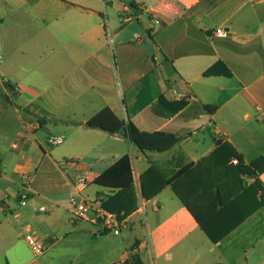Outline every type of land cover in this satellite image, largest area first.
I'll list each match as a JSON object with an SVG mask.
<instances>
[{
  "label": "crops",
  "instance_id": "1",
  "mask_svg": "<svg viewBox=\"0 0 264 264\" xmlns=\"http://www.w3.org/2000/svg\"><path fill=\"white\" fill-rule=\"evenodd\" d=\"M218 28L227 36L215 35ZM219 61L232 76L205 77ZM106 107L139 130L180 141L142 152L124 132L86 126ZM54 135L77 163L61 164L48 143ZM234 154L254 164L252 174L236 170ZM125 155L138 193L151 167L166 182L145 199L147 227L137 192L120 235L71 225L66 195L107 201L116 192L94 180ZM11 166L19 173L7 175ZM19 176L26 206L6 194ZM81 176L88 183L78 192ZM261 189L264 0H0V264H40L48 252L67 264H124L133 255L143 264H264ZM194 213L221 231L241 222L213 243ZM22 222L50 244L43 255L17 232ZM55 230L66 234L58 239Z\"/></svg>",
  "mask_w": 264,
  "mask_h": 264
},
{
  "label": "trees",
  "instance_id": "2",
  "mask_svg": "<svg viewBox=\"0 0 264 264\" xmlns=\"http://www.w3.org/2000/svg\"><path fill=\"white\" fill-rule=\"evenodd\" d=\"M205 77L224 76L231 77L232 73L223 61H219L210 67L204 73ZM42 122V119H40ZM86 126L90 128H98L109 133L124 132L128 139L142 152L154 151V152H166L172 149L178 144L180 138L175 134L156 131L147 132L139 130L132 122L118 118L109 108H104L95 116H93ZM232 156V154H231ZM239 160V164L236 165V170L240 174H252L251 166H246L242 158L239 155L234 154ZM189 166L183 167L176 175L175 178L181 176L188 170ZM94 183L100 187L115 191L116 194L109 197L107 201L104 200V205L109 210H112L118 214L124 213L129 215L136 206V188L133 178V167L131 157L125 155L115 162L111 167L100 174ZM166 184L162 176L156 170L151 167L146 173L140 177V189L141 195L144 199H149L156 195ZM264 193L263 189H261ZM264 205V195L261 196L256 208H260ZM200 227L205 231L207 236L213 243L219 242L224 238L232 229H234L241 221L235 223L223 231L217 223L206 224L201 218L195 215ZM124 264H143L138 255H133L130 262Z\"/></svg>",
  "mask_w": 264,
  "mask_h": 264
},
{
  "label": "built area",
  "instance_id": "3",
  "mask_svg": "<svg viewBox=\"0 0 264 264\" xmlns=\"http://www.w3.org/2000/svg\"><path fill=\"white\" fill-rule=\"evenodd\" d=\"M158 23V20H156ZM214 34L221 37H226L227 32L223 28H218L214 31ZM182 98V96L179 94ZM123 118L126 120L125 113L123 112ZM64 142V138L59 135L50 136L48 143L51 146H58ZM77 159H67L61 162L62 165L67 166L77 163ZM233 165H238L239 160L234 157L231 159ZM27 179V178H26ZM88 183L86 177H78L75 181V186L78 187V192ZM139 187V207L138 213L140 215L141 224L144 228L147 227L146 223V201L141 195L140 185ZM29 200V195L26 192L21 193L19 196L20 206H26ZM70 211L69 223L75 225L78 222H87L93 227L94 236H102L104 234L120 235L123 229L130 228L131 221L129 215L124 213L118 214L112 210H109L104 205V200L101 198H88L82 195H73L68 202ZM39 212H47L46 206H40ZM17 232L28 244L32 254L36 257L43 255L49 248V243L38 233V231L29 223L22 222L17 228Z\"/></svg>",
  "mask_w": 264,
  "mask_h": 264
},
{
  "label": "rangeland",
  "instance_id": "4",
  "mask_svg": "<svg viewBox=\"0 0 264 264\" xmlns=\"http://www.w3.org/2000/svg\"><path fill=\"white\" fill-rule=\"evenodd\" d=\"M111 29V28H110ZM10 122H12V124L14 123V119L12 118V120L10 121ZM52 148H55V151H56V154L58 155V156H61V159H63V160H67V158L68 157H65V156H67L68 155V153H69V149H68V144H67V141H66V139H65V142L62 144V145H59V146H55V147H52ZM14 172H17V173H19L18 171H16L15 169H14V167L13 166H11L10 167V170H9V172H7V175H11L12 173H14ZM25 183V180L24 179H22L20 176L19 177H16V185L17 186H15V184H14V186L13 187H11V188H9V190L8 191H6V194L8 195V196H10V197H19L20 195H21V193H22V191H20V193H17V191L18 190H22L23 188H20V185H23ZM1 188H3V190H6V186L5 185H3V186H1ZM136 188V192H137V194H138V196L137 197H139V193H138V189H137V187H135ZM67 197V199H69L70 197H68V195H66ZM93 194H91L90 195V198H93ZM30 197H34V198H36V199H39L38 197V195H34V196H30ZM84 197H86V196H84ZM89 198V197H88ZM44 204H46L49 208L51 207V205L50 204H48V203H44ZM65 205H67L68 206V204L67 203H65ZM59 213H63L64 215H68V212H66V209H64V208H60V212ZM42 215H46V216H49L50 217V213L49 214H46V213H42ZM70 227L71 228H73L71 225H70ZM54 234H55V236L58 238V239H60L61 238V236H63V235H65L66 234V232L65 231H60V232H57L56 230L54 231ZM13 236L15 237V239L17 238V236H16V234H13ZM18 239H20V238H18ZM21 240V239H20ZM58 247V246H57ZM60 247V246H59ZM49 253L50 252H48L47 254H45L44 256H42V257H40L39 258V262H40V264H67L69 261H68V259L67 258H65V259H63V257H60L59 255H53V259L51 260L50 258H48V256H49ZM30 256V255H29ZM47 262H49V263H47Z\"/></svg>",
  "mask_w": 264,
  "mask_h": 264
}]
</instances>
